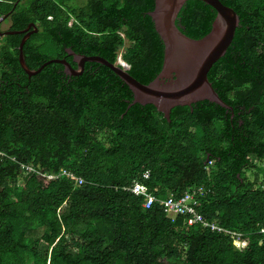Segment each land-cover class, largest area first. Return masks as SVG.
<instances>
[{
	"label": "trees",
	"instance_id": "obj_1",
	"mask_svg": "<svg viewBox=\"0 0 264 264\" xmlns=\"http://www.w3.org/2000/svg\"><path fill=\"white\" fill-rule=\"evenodd\" d=\"M219 1L240 25L208 79L232 110L202 101L169 122L153 105L129 107L133 93L106 66L73 77L52 62L121 56L153 82L164 64L154 0H1L6 32L46 35L24 46L31 70L45 66L34 77L19 62L24 36L0 39V264H264V166L250 160L264 164V0ZM216 16L190 0L176 25L199 40ZM199 189L193 208L220 230L165 212Z\"/></svg>",
	"mask_w": 264,
	"mask_h": 264
},
{
	"label": "water",
	"instance_id": "obj_2",
	"mask_svg": "<svg viewBox=\"0 0 264 264\" xmlns=\"http://www.w3.org/2000/svg\"><path fill=\"white\" fill-rule=\"evenodd\" d=\"M155 9L149 13L155 31L164 45V64L156 79L144 85L134 79L120 66L111 64L100 57H86L69 51L74 69L66 60H56L65 67V73L79 77L86 63H97L111 69L134 95L132 104L153 105L170 122L171 111L176 107H191L193 104L208 101L226 110H232L218 95L208 79L212 67L225 56L233 42L240 18L236 12L224 6L219 0H198L215 10L217 16L211 32L205 37L194 40L187 37L176 25L177 18L184 5L190 0H154ZM193 1V0H192ZM17 4L15 5L16 8ZM14 8V9H15ZM7 17H5V20ZM39 29L30 24L24 31H8L3 36L23 35L19 47V62L23 71L34 77L42 72L31 70L25 61L24 46ZM51 62V63H52ZM48 65V63L46 64Z\"/></svg>",
	"mask_w": 264,
	"mask_h": 264
},
{
	"label": "built area",
	"instance_id": "obj_3",
	"mask_svg": "<svg viewBox=\"0 0 264 264\" xmlns=\"http://www.w3.org/2000/svg\"><path fill=\"white\" fill-rule=\"evenodd\" d=\"M1 2V0H0ZM5 17L4 15L0 14V39L2 37V32H3V27L2 24L4 23ZM2 43L0 40V47H1ZM118 63L119 65L124 69V71L129 70V66L122 60V58H118ZM210 165H212V163H210ZM64 175H67L70 179L76 181L78 183V185H82L84 182L82 179L76 178L74 175L72 174H66L64 173ZM55 176H47L48 179H52ZM144 177L147 179L149 177L148 174H145ZM134 194L136 195H144L146 197V200L143 204V207L145 209H149L152 205L153 202L155 201V198L153 196H150L147 194V187L144 184H140L137 183L134 188L131 190ZM201 196H206L205 193L202 192V190H193L189 193H186L184 197L178 199V200H174V198L168 200V201H164L162 203V205L165 207V212L169 213L171 216H176L177 214L180 215H190L191 218L189 220H187L189 225H193L195 223H202V226L204 228H211L214 230H220L218 227L214 226V225H208L207 223H204L203 218L197 214L196 210L193 208L197 205H200L199 202L197 201V196L198 195ZM185 217V216H184ZM264 233V231H262ZM234 245L236 243H239L241 247L242 246V242L240 241V238H234Z\"/></svg>",
	"mask_w": 264,
	"mask_h": 264
},
{
	"label": "rangeland",
	"instance_id": "obj_4",
	"mask_svg": "<svg viewBox=\"0 0 264 264\" xmlns=\"http://www.w3.org/2000/svg\"><path fill=\"white\" fill-rule=\"evenodd\" d=\"M8 22L5 20V22L2 24V27H3V29H4V31H6V30H8L9 29V27H10V23L8 24ZM45 35L46 34H44V33H42L41 31L39 32V34H37V35H35V41L36 40H38V39H43L44 37H45ZM47 48V47H46ZM122 53V52H121ZM55 54H56V52L55 51H51L50 52V54L49 55H51V56H55ZM121 56H119V58H120ZM250 160H251V162L252 163H254V164H257L258 165V167H263L264 166V164H261V165H259V161L254 157V156H250ZM44 177V176H43ZM248 177L250 178V179H253V176H252V174L251 173H248ZM22 182V181H21ZM23 183H20V185H22ZM235 246L237 247V248H240L239 246H240V244L239 243H236L235 244Z\"/></svg>",
	"mask_w": 264,
	"mask_h": 264
},
{
	"label": "clouds",
	"instance_id": "obj_5",
	"mask_svg": "<svg viewBox=\"0 0 264 264\" xmlns=\"http://www.w3.org/2000/svg\"><path fill=\"white\" fill-rule=\"evenodd\" d=\"M4 22H5V20H4ZM5 32H6V31L3 30V32H2V36H3V34H4ZM121 58H122V57H121ZM122 60H123V59H122ZM124 62H125V61H124ZM125 63H126V62H125ZM115 64L118 65V66H120L118 62H116ZM126 64H127V63H126ZM127 65H128V64H127ZM128 66H129V65H128ZM120 67H121V66H120ZM129 67H130V66H129ZM121 68H122V67H121ZM122 69H123V68H122ZM123 70H124V69H123ZM127 72H128V70H127Z\"/></svg>",
	"mask_w": 264,
	"mask_h": 264
},
{
	"label": "crops",
	"instance_id": "obj_6",
	"mask_svg": "<svg viewBox=\"0 0 264 264\" xmlns=\"http://www.w3.org/2000/svg\"><path fill=\"white\" fill-rule=\"evenodd\" d=\"M8 25V24H7ZM4 30V29H3ZM3 37V36H2Z\"/></svg>",
	"mask_w": 264,
	"mask_h": 264
}]
</instances>
